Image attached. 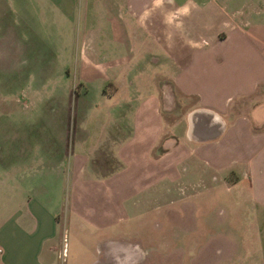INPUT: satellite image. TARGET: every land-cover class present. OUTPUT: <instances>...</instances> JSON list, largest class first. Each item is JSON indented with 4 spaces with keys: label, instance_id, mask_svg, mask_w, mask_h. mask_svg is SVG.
<instances>
[{
    "label": "crops",
    "instance_id": "0c3cea01",
    "mask_svg": "<svg viewBox=\"0 0 264 264\" xmlns=\"http://www.w3.org/2000/svg\"><path fill=\"white\" fill-rule=\"evenodd\" d=\"M211 1L107 4L119 12L118 39L136 43L115 70L118 76L100 81V101L111 95L114 111L99 130L100 140L89 147L80 136L64 158L58 152L67 151V144L51 130L9 135L0 179L8 190L4 198L15 199L16 208L0 219V264H58L57 198L42 202V175L52 183L68 178L64 224L77 231L70 251L61 253L63 264H137L140 246L120 237L121 222L139 208L136 201L155 187L211 174H233L230 189L240 184L246 216L255 226L249 229L264 232V19H236L237 9L218 16ZM170 4L186 8L180 13L188 18L163 19ZM142 42L147 48L137 50ZM142 62L149 67L139 80ZM185 99L193 101L190 107L181 103ZM25 141L31 142L27 150ZM83 145L94 147L98 159L87 156ZM89 168L99 170L93 174ZM192 168L197 178L187 181Z\"/></svg>",
    "mask_w": 264,
    "mask_h": 264
},
{
    "label": "rangeland",
    "instance_id": "374dc122",
    "mask_svg": "<svg viewBox=\"0 0 264 264\" xmlns=\"http://www.w3.org/2000/svg\"><path fill=\"white\" fill-rule=\"evenodd\" d=\"M108 3L112 0H0V156L9 135L20 129L56 133L57 141L67 144V151L58 152L63 158L70 142L75 146L80 136L89 147L100 140L99 130L114 111L111 95L103 104L100 101V81L118 76L115 70L123 68L127 50L136 46L129 37L118 39L115 15L119 12ZM210 4L221 17L232 16L237 9L236 19H264V4L256 0H214ZM175 8L170 4L163 19L188 18L184 17L186 8ZM142 48H147L146 42L137 50ZM138 66V78L144 80L141 70L149 65L142 62ZM180 101L184 107L193 103ZM246 102L250 105L252 98ZM30 144L25 141L23 149ZM41 145L46 146L43 141ZM82 147L87 156L98 159L100 153L94 147ZM98 170L89 168L88 172ZM190 173L187 181L197 178V169ZM232 179L233 174H211L185 185L171 182L136 201L139 208L121 222L120 237L140 246L137 264H264V232L249 229L255 226L251 215L246 216L240 184L230 189ZM67 180L52 183L47 175L40 180L42 202L57 198L58 264H63L65 254L61 253L70 251L77 231L64 224L70 199ZM2 186L0 179V219L16 208L15 199L4 198L8 190Z\"/></svg>",
    "mask_w": 264,
    "mask_h": 264
},
{
    "label": "clouds",
    "instance_id": "9594fccd",
    "mask_svg": "<svg viewBox=\"0 0 264 264\" xmlns=\"http://www.w3.org/2000/svg\"><path fill=\"white\" fill-rule=\"evenodd\" d=\"M157 2L159 3V0H157Z\"/></svg>",
    "mask_w": 264,
    "mask_h": 264
}]
</instances>
